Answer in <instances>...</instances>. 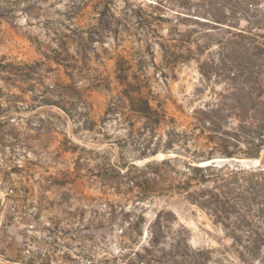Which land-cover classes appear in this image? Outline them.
<instances>
[{"label": "rangeland", "instance_id": "obj_1", "mask_svg": "<svg viewBox=\"0 0 264 264\" xmlns=\"http://www.w3.org/2000/svg\"><path fill=\"white\" fill-rule=\"evenodd\" d=\"M129 1L0 0V264L127 263L146 244L159 208L176 215L173 228H162V241L183 226L191 246L210 250L211 264H242L223 226L176 190L143 199V234L131 231L138 190L105 189L96 175L106 157L139 167L162 160V149L152 151L172 126L189 133L179 168L195 149L225 158L220 165L256 159L236 138L235 116L224 112L207 126L195 117L226 85L207 80L195 60L163 65L169 23L142 24L141 16L156 14V2ZM119 63L167 113L154 135L126 106L102 121L123 88Z\"/></svg>", "mask_w": 264, "mask_h": 264}, {"label": "trees", "instance_id": "obj_2", "mask_svg": "<svg viewBox=\"0 0 264 264\" xmlns=\"http://www.w3.org/2000/svg\"><path fill=\"white\" fill-rule=\"evenodd\" d=\"M154 1L151 4L156 14H151L152 20L140 19L145 25L153 20L169 23V37L161 42L163 65L174 69L195 60L207 80L215 78L226 85L214 101L196 109L195 117L204 126L217 125L224 112H229L226 115L239 121L236 138L245 139L250 149L248 156L261 161L256 167L213 162L200 165L212 157L195 149L179 168L177 162L185 154L180 147L188 141L189 133L172 126L165 132V142L160 139L152 151L154 155L162 149L166 154L162 160L139 167L120 159L111 162L106 157L96 175L105 189L113 188L117 193L124 187L138 190L131 231L139 233L140 229L143 234L147 222L139 206L143 199L176 190L223 226L233 238L242 264H264V34L260 33L264 29V0ZM129 10L140 15L135 6ZM98 14L103 16L104 12ZM129 77L128 68L119 63L117 78L123 88L110 100L102 121L126 106L143 119L142 128L154 135L167 122V113L143 93L138 76L134 75L135 81ZM86 125L93 130V122ZM173 153L175 156H171ZM175 221L173 210L157 209L155 218L148 222L146 244L134 250L124 264H211L210 250L191 246L183 226L173 237H166L172 239L170 242L162 241V228H173Z\"/></svg>", "mask_w": 264, "mask_h": 264}, {"label": "bare ground", "instance_id": "obj_3", "mask_svg": "<svg viewBox=\"0 0 264 264\" xmlns=\"http://www.w3.org/2000/svg\"><path fill=\"white\" fill-rule=\"evenodd\" d=\"M157 157H159V156H157ZM164 157H165V154L160 153V158H164ZM219 159L224 160L225 158H213V159H209V160H204V161H201L199 164L200 165H207V164H210L212 162L216 163L214 160H219ZM238 160L243 161L242 163H244V164L247 163L246 158H242V159H238ZM254 161H256V163H254L253 165H257V164H259L260 159L256 158V159H254ZM218 162H220V161H218Z\"/></svg>", "mask_w": 264, "mask_h": 264}, {"label": "water", "instance_id": "obj_4", "mask_svg": "<svg viewBox=\"0 0 264 264\" xmlns=\"http://www.w3.org/2000/svg\"><path fill=\"white\" fill-rule=\"evenodd\" d=\"M215 162H218V161H222V159H219V160H214ZM238 161H240V162H243V161H241V160H238ZM246 162L247 163H243L244 165H246V166H251V165H253L254 163H256V161H254V159H246ZM259 163H260V161H259Z\"/></svg>", "mask_w": 264, "mask_h": 264}]
</instances>
